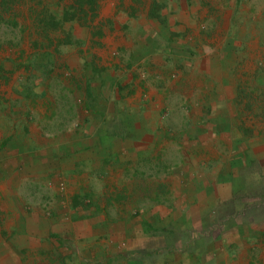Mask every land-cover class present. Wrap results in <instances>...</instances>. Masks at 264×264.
<instances>
[{
    "label": "rangeland",
    "instance_id": "374dc122",
    "mask_svg": "<svg viewBox=\"0 0 264 264\" xmlns=\"http://www.w3.org/2000/svg\"><path fill=\"white\" fill-rule=\"evenodd\" d=\"M174 42L189 58H166ZM102 76L116 80L108 92L94 88ZM120 100L159 120L153 145L69 168L47 129L65 107L115 113ZM263 137L264 0H0V245L17 253L0 247V264H105L90 217L156 199L212 206L178 251L196 239L206 264H264Z\"/></svg>",
    "mask_w": 264,
    "mask_h": 264
},
{
    "label": "crops",
    "instance_id": "0c3cea01",
    "mask_svg": "<svg viewBox=\"0 0 264 264\" xmlns=\"http://www.w3.org/2000/svg\"><path fill=\"white\" fill-rule=\"evenodd\" d=\"M141 40L143 42V39ZM151 45L153 47H149V49L155 50L156 45ZM166 46L169 47L165 48V56L167 55L166 58L170 59L173 55L174 63L181 60L183 57L189 58V55L192 53V48L188 49L187 47L189 45H186V43L181 44L174 42ZM112 51L113 47L109 48L108 53L111 55ZM145 52L146 49H139L138 59H143ZM149 54L145 57H148ZM196 57L201 62L207 59L206 54L202 51H198ZM166 58L164 57V62H166ZM182 60H184V58ZM184 63L187 64L188 62ZM92 81L95 89L108 92L113 88V83L116 80L109 81L108 76H102L101 78L98 77L96 81L95 79ZM222 81L229 83L230 79L223 78ZM232 83H234V80H231V85ZM114 87L117 88L116 85H114ZM95 93L98 94V92ZM106 104L108 103L104 101V106L98 109L92 107L89 110H84L81 109L82 107H79L83 105L74 106L72 109L65 107L60 113L62 121L57 123L58 126L56 129H47L46 135L49 140L56 141H53L52 144H57V148L60 149L59 154L66 159H68L67 157L69 156H73L71 160L72 165L69 166V168L71 167V169L75 170V164L81 162L87 166L89 162L95 160L105 162L115 159L112 157V147H114V145L128 143L125 146L128 149L129 147H135L137 144L144 145L143 140L148 137H152V140L145 145H153V141L156 137L155 130H159L160 124L159 120L153 116V113L149 112L148 114V111L146 112L145 110L144 118L142 120H135V109H130L124 106V104L122 105L121 100L117 103L118 106H116L115 113L113 108L111 106L108 108ZM124 111L126 112L128 121L125 122V118L116 116L118 119H121L122 122L113 123V116L117 115L118 112ZM236 115L237 113L234 109L232 112L234 126L236 124ZM129 118H132L134 123L129 124ZM132 149L133 148L130 150ZM133 152L136 153V150L134 149ZM137 155L141 157V154ZM143 155L144 154H142V156ZM149 157L150 155L147 156V154L144 156L146 159ZM95 172H93V175ZM89 175L93 176L91 172ZM4 187L5 186L2 188ZM201 205L202 204H193L192 200L188 203H176L164 202L160 199H156L151 200L150 203L146 205V208H139L138 204H130L127 211H122L120 207L121 210L116 209V211H114L110 209L111 214L108 212L99 217H90V221L84 226L89 228L85 233L92 236L89 241V247L93 249L90 251L92 253L95 251V256L103 259L105 264H206L204 261L206 255H202L204 254L202 251L205 250H202V247L201 249L198 248L199 246H196L194 243L192 244V242L196 243V239L191 241V249L187 251H178L176 245L173 244V242L176 241L177 233L179 234V232L182 231L188 233L195 226L191 223L205 220L206 215L204 210L210 211L212 206L210 208L204 205V208L202 207L203 205ZM92 209L93 208H90V210ZM132 209L135 210V212H130ZM136 210L138 212H136ZM217 212H214V214ZM207 214L209 217V213ZM13 216L15 218L18 217L15 214ZM14 217L5 225L8 227L12 226ZM198 228L200 227L198 226ZM200 229H202V227ZM1 241L0 238V242ZM0 246L3 255L2 259L17 256L11 243L8 242ZM154 249L157 251L155 252ZM92 255L94 256V254ZM189 255H191L190 258ZM216 257L218 258V260L216 259L217 264H225L227 263L226 261H229L225 253H222L221 256L216 255Z\"/></svg>",
    "mask_w": 264,
    "mask_h": 264
},
{
    "label": "bare ground",
    "instance_id": "6f19581e",
    "mask_svg": "<svg viewBox=\"0 0 264 264\" xmlns=\"http://www.w3.org/2000/svg\"><path fill=\"white\" fill-rule=\"evenodd\" d=\"M221 167V166H220ZM38 230V229H37ZM38 234V233H37ZM1 247V246H0Z\"/></svg>",
    "mask_w": 264,
    "mask_h": 264
}]
</instances>
